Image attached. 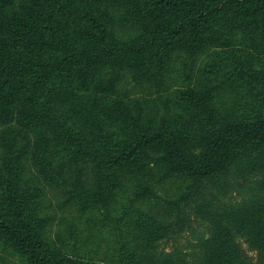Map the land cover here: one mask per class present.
Instances as JSON below:
<instances>
[{"label":"trees","instance_id":"obj_1","mask_svg":"<svg viewBox=\"0 0 264 264\" xmlns=\"http://www.w3.org/2000/svg\"><path fill=\"white\" fill-rule=\"evenodd\" d=\"M14 1L0 0V122L18 104L26 125L53 133L36 151L52 136L93 159L92 204L118 191L125 173L149 168L152 152L188 182L177 199L155 193L148 208L104 214L88 239L74 224L49 237L47 192L13 155L0 167V243L20 264H168L161 243L202 221L204 264H264V0H24L9 14ZM203 53L216 82L187 91L184 113L171 119L143 121L141 104L131 116L126 94L117 111L84 96L103 70L114 73L102 85L108 93L121 73L160 82L175 55ZM221 91L232 97L216 104ZM72 116L83 117L89 137ZM113 123L121 130H108ZM102 237L114 253L108 262L95 258Z\"/></svg>","mask_w":264,"mask_h":264},{"label":"rangeland","instance_id":"obj_2","mask_svg":"<svg viewBox=\"0 0 264 264\" xmlns=\"http://www.w3.org/2000/svg\"><path fill=\"white\" fill-rule=\"evenodd\" d=\"M23 2L24 0H15L8 7V13L12 14L18 10ZM206 60L205 53L196 55L193 59L186 54H177L160 82L155 79L138 84L134 81L135 76L124 72L119 76L115 90L108 93H102V85L114 77V73L103 70L96 76L90 89L84 92V96L89 101L103 103L111 110L117 111L116 100L122 99V94H126L125 102L131 116L136 115L138 104H141L143 121H154L163 116L171 119L184 113L183 108L188 104L184 98L187 91L192 88L201 89V92L212 90L216 81L205 72ZM231 97L229 92L223 91L213 96L216 104ZM62 107L57 106L64 116H68L70 111ZM19 110L20 106L16 104L11 109V119L0 122V167L5 164L7 157L14 155L22 162L23 174L43 186L47 192L43 219L45 233L49 237H54L58 231L74 224L81 232L82 239H88L95 228L96 219L104 214L117 213L131 204L148 208L151 202L157 200L155 193L164 199H177L186 189L187 179L166 172L162 155L152 152V157L148 160L149 168L142 172L125 173L118 191L105 201L92 204L89 200L97 191L98 182V167L95 161L90 157L78 156L59 144L52 136L48 137L49 142L43 153L36 151L40 142L38 138L46 133H53L44 128L26 125ZM71 120L74 128L79 130L83 137H89L83 117L72 116ZM106 126L108 130L115 132L121 130L115 123ZM154 208L163 210L161 206ZM208 234L207 222L193 221L190 226L185 227L181 235L172 236L162 242L159 252L174 258V263L168 264H204L201 239ZM243 246L248 249L246 244L243 243ZM94 249L95 258L102 262H108L114 255L107 237L100 238ZM0 264H20L18 256L1 243Z\"/></svg>","mask_w":264,"mask_h":264}]
</instances>
